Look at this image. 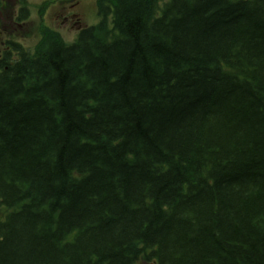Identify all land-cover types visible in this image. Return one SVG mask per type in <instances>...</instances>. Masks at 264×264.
Listing matches in <instances>:
<instances>
[{"label":"trees","instance_id":"16d2710c","mask_svg":"<svg viewBox=\"0 0 264 264\" xmlns=\"http://www.w3.org/2000/svg\"><path fill=\"white\" fill-rule=\"evenodd\" d=\"M0 60V264H264V0H116Z\"/></svg>","mask_w":264,"mask_h":264},{"label":"flooded vegetation","instance_id":"af4514ba","mask_svg":"<svg viewBox=\"0 0 264 264\" xmlns=\"http://www.w3.org/2000/svg\"><path fill=\"white\" fill-rule=\"evenodd\" d=\"M47 1H48L47 3L48 6H45L47 8L43 15H47L49 11L53 9L54 18L61 19L62 24H67L69 26V29L74 31H80L83 28V23L82 20L80 19V16L85 15L86 12H90L91 10L93 11L97 10V4L99 2L97 0H47ZM54 1L58 2V4L61 5V7L58 9L51 7L52 5H54ZM18 3H19L18 0H2L1 3L2 7L0 8L3 9L6 7L9 10L5 11L4 13L0 11V20L2 21L7 20L6 24L12 26L13 19L11 18V16L14 14V9L15 11L18 10V8L16 7V4ZM99 4H102V2H99ZM107 10L108 7H104V11ZM17 16H18V11H17ZM29 16H31L30 10L28 11V17ZM42 16L39 15L40 18Z\"/></svg>","mask_w":264,"mask_h":264},{"label":"rangeland","instance_id":"374dc122","mask_svg":"<svg viewBox=\"0 0 264 264\" xmlns=\"http://www.w3.org/2000/svg\"><path fill=\"white\" fill-rule=\"evenodd\" d=\"M42 0H26V2H28L30 4V11H31V16H29V19L27 21L28 22V26L25 25L23 23L22 25V34L23 37H25L26 39V44L24 45V47H26L27 49H31L35 42L36 39L34 37V35H30L31 38H26V36L30 33L34 32V27L37 25V27H39L40 25V21H39V15L37 14V7L40 5L39 3ZM51 7L58 9L61 7V5L58 4V2L54 1V5H52ZM53 9L51 11H49V13L47 15H43L42 16V24H44L45 26H49L52 29L57 30L60 35L62 36L63 40L65 42H72L76 36V34L74 33V30H70L69 26L67 24H62L61 23V19H55L54 18V14H53ZM80 19L85 22V24H87L88 26L95 24V16L93 17L91 15V12H89L86 15H81ZM6 38L5 32L1 30L0 28V40H3ZM22 40V38L20 39ZM6 45H0V51L4 48L5 49Z\"/></svg>","mask_w":264,"mask_h":264}]
</instances>
